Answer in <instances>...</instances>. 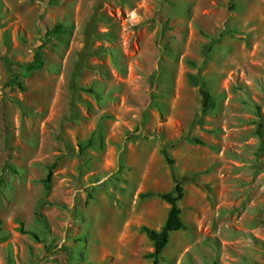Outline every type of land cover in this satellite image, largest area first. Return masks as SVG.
Masks as SVG:
<instances>
[{
	"label": "rangeland",
	"instance_id": "1",
	"mask_svg": "<svg viewBox=\"0 0 264 264\" xmlns=\"http://www.w3.org/2000/svg\"><path fill=\"white\" fill-rule=\"evenodd\" d=\"M172 174L157 264H264V0H0V264H150Z\"/></svg>",
	"mask_w": 264,
	"mask_h": 264
},
{
	"label": "trees",
	"instance_id": "2",
	"mask_svg": "<svg viewBox=\"0 0 264 264\" xmlns=\"http://www.w3.org/2000/svg\"><path fill=\"white\" fill-rule=\"evenodd\" d=\"M96 19L97 17H95V15L93 14L90 17L89 21L87 22L86 27L83 32L84 47L82 48V51L79 53V56L74 63V66H73V69L70 75L69 92H70L71 98H75L76 94L79 91H87L89 93H92L90 89L85 90L81 87H78L77 84L75 83V79L78 77L81 70L89 68L85 63V58L87 55L91 54V51L88 48V41L92 37V27ZM61 31L62 29H61V26L59 25H56L49 30L47 29L43 30L40 44L38 47H36L34 51V59L23 67L24 75L30 73L32 70L37 69L41 66L42 60H41L40 49L45 45V43L47 42V38L50 35L57 37L60 35ZM18 76L19 75L16 74L14 78L17 80ZM187 82L189 85L197 88V93L200 98V101H199L200 116H203L208 110L212 109L214 106L212 96L206 89L204 81L200 78H197V76L188 75ZM15 84L18 86L19 89L22 90V87L19 81H17ZM193 142H197V141L193 140ZM89 143H90V139L87 140L86 146H88ZM83 147L80 146L79 150H81ZM161 155L164 158L165 162L169 164L170 166L172 162L170 161L165 151V148L161 149ZM57 160H55L51 165L48 166L46 175L44 179L42 180L43 190L45 194H47L49 191L51 171L55 167ZM171 179L173 182L172 189L167 193L156 195L160 200H162L168 205V210H167L165 219L161 227L159 228L158 231L148 229L143 226L139 228L140 232H142L147 238V240L151 243L152 251L148 255V257L151 259L150 264L158 263V258L162 250L164 249L165 245L168 242V235L172 232H176V231L184 229V226L180 220V209L178 208V205H177L178 202L182 198V194H183L182 186H181V183L178 181L177 177H175L173 174L171 175ZM151 195L152 194H148L147 196H151ZM38 222H40L43 227L45 226V222L43 218H40V221Z\"/></svg>",
	"mask_w": 264,
	"mask_h": 264
}]
</instances>
